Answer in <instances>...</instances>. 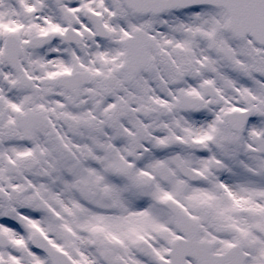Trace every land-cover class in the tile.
Here are the masks:
<instances>
[{
  "label": "snow or ice",
  "instance_id": "snow-or-ice-1",
  "mask_svg": "<svg viewBox=\"0 0 264 264\" xmlns=\"http://www.w3.org/2000/svg\"><path fill=\"white\" fill-rule=\"evenodd\" d=\"M0 264H264V0H0Z\"/></svg>",
  "mask_w": 264,
  "mask_h": 264
}]
</instances>
